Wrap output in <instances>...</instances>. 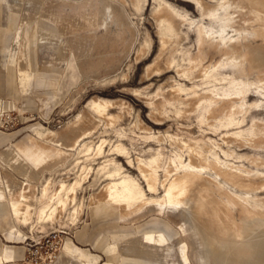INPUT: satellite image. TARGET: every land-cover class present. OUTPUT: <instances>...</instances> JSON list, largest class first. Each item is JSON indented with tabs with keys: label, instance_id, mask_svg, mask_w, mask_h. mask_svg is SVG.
<instances>
[{
	"label": "rangeland",
	"instance_id": "obj_1",
	"mask_svg": "<svg viewBox=\"0 0 264 264\" xmlns=\"http://www.w3.org/2000/svg\"><path fill=\"white\" fill-rule=\"evenodd\" d=\"M263 25L251 0H0V256L216 264L166 190L201 174L237 229L264 214ZM127 188L141 197L117 201Z\"/></svg>",
	"mask_w": 264,
	"mask_h": 264
},
{
	"label": "bare ground",
	"instance_id": "obj_2",
	"mask_svg": "<svg viewBox=\"0 0 264 264\" xmlns=\"http://www.w3.org/2000/svg\"><path fill=\"white\" fill-rule=\"evenodd\" d=\"M251 1L255 4L257 20L264 23V0ZM258 30L260 34H264V25L260 26ZM239 55V53H234V58L237 62L241 59ZM248 56L251 63L264 67V49L262 47L254 51L252 49L248 50ZM181 179L183 185L172 184L166 190V196L168 197V203L181 210L189 219L193 239L200 244V249L198 247L199 252L195 250L198 256L196 260L213 257L216 264H264V214L261 212L252 213L249 210L251 213L242 215L241 227L237 229L234 225L235 221L234 223L233 221L230 222L232 217L228 218V215L224 214L226 210H224V213L222 212V207L220 206L222 204H218L216 200L219 199L214 198L211 192L213 186L211 187L209 180L203 178L201 174H185ZM186 187L188 193L182 195L181 193ZM71 188L74 187L72 186ZM176 191H178L180 196L177 200H173V195ZM114 197L117 201H129L140 198L141 193L127 188V193L117 192ZM4 201L5 197L0 195L1 212L5 211V208H3ZM211 201H214V203H211ZM59 202H64V199L60 198ZM209 202L211 205L213 204L212 206L210 205V208L208 207L209 204H207ZM219 203H222V201L220 202L219 200ZM223 205L226 206L224 202ZM229 222L233 223L234 226ZM146 239L148 241L153 240L156 245L164 243V239L160 235L154 236L151 232L146 233ZM185 250L184 248L182 249L181 262L190 264V258L186 253L187 250ZM146 257L147 259L152 257L157 260L159 258L152 253ZM62 258L65 260L64 256ZM59 259H61L60 256ZM66 259L68 258L66 257ZM61 262L63 263V261ZM146 264L151 263L147 261ZM156 264L161 263L157 261Z\"/></svg>",
	"mask_w": 264,
	"mask_h": 264
},
{
	"label": "crops",
	"instance_id": "obj_3",
	"mask_svg": "<svg viewBox=\"0 0 264 264\" xmlns=\"http://www.w3.org/2000/svg\"><path fill=\"white\" fill-rule=\"evenodd\" d=\"M45 27H47V29L50 30V32H53V33H61V29L59 28V26L57 25L56 22H44L42 23ZM55 39H57V37H53ZM58 39H60V37L58 36ZM32 42H34V40H32ZM34 50V49H32ZM72 59V58H71ZM54 70V69H53ZM38 84L39 85H45L47 84V81L45 79H39L38 80ZM2 139L3 137L1 136L0 134V144L2 143ZM23 153L25 154L26 158L30 161H39L42 156H43V152L41 153H38V152H34L32 151V147L31 146H27L26 148H24L23 150ZM2 190H0V194L2 195ZM16 204L15 202H12V206H10L11 208H15L18 206V202H17V205H14ZM0 220H6L8 223H12V218L10 220H7L6 218H4L1 214H0ZM107 240V238H105ZM110 247V246H109ZM74 251H78L79 252V258L80 259L81 257L83 256H86V254L80 249V248H77V247H73V245L70 243V242H67L66 244V247L64 248V252L66 254H71L70 255V258L71 259H74L75 257H73L72 253ZM169 252V251H168ZM168 252L167 253H164L163 256L164 258H167L168 257ZM171 251H170V256H171ZM15 261V258H14V255L12 254V252L8 249L5 250V254L3 256H0V263H5V262H13ZM147 261L151 264H156L157 262H153V261H150L148 260L146 257H123L122 259V262L124 264H146ZM84 264H88V263H84Z\"/></svg>",
	"mask_w": 264,
	"mask_h": 264
},
{
	"label": "built area",
	"instance_id": "obj_4",
	"mask_svg": "<svg viewBox=\"0 0 264 264\" xmlns=\"http://www.w3.org/2000/svg\"><path fill=\"white\" fill-rule=\"evenodd\" d=\"M53 254H55V253H51L50 258H52L54 256Z\"/></svg>",
	"mask_w": 264,
	"mask_h": 264
}]
</instances>
